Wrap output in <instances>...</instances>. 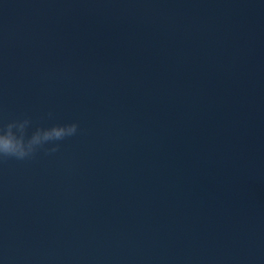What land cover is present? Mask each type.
Returning a JSON list of instances; mask_svg holds the SVG:
<instances>
[{
	"label": "water",
	"instance_id": "1",
	"mask_svg": "<svg viewBox=\"0 0 264 264\" xmlns=\"http://www.w3.org/2000/svg\"><path fill=\"white\" fill-rule=\"evenodd\" d=\"M25 117L78 130L0 158V264H264V0H0Z\"/></svg>",
	"mask_w": 264,
	"mask_h": 264
},
{
	"label": "clouds",
	"instance_id": "2",
	"mask_svg": "<svg viewBox=\"0 0 264 264\" xmlns=\"http://www.w3.org/2000/svg\"><path fill=\"white\" fill-rule=\"evenodd\" d=\"M30 123V119L25 117L0 126V158L25 159L34 154L38 148L49 142L71 137L78 130V124L75 122L53 124L47 128H36L30 136H27L26 133ZM57 148V144H52L47 151L55 152Z\"/></svg>",
	"mask_w": 264,
	"mask_h": 264
}]
</instances>
